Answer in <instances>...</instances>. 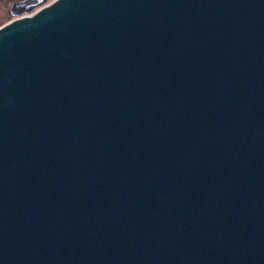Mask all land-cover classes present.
<instances>
[{
    "label": "water",
    "instance_id": "1",
    "mask_svg": "<svg viewBox=\"0 0 264 264\" xmlns=\"http://www.w3.org/2000/svg\"><path fill=\"white\" fill-rule=\"evenodd\" d=\"M0 264H264V0L0 26Z\"/></svg>",
    "mask_w": 264,
    "mask_h": 264
},
{
    "label": "flooded vegetation",
    "instance_id": "2",
    "mask_svg": "<svg viewBox=\"0 0 264 264\" xmlns=\"http://www.w3.org/2000/svg\"><path fill=\"white\" fill-rule=\"evenodd\" d=\"M32 0H0V9H3L1 17L6 16L11 20L27 16L32 14L41 6L52 2L53 0H38L31 5H22L24 3H29ZM5 18V17H4ZM6 24V23H4ZM2 24V25H4Z\"/></svg>",
    "mask_w": 264,
    "mask_h": 264
},
{
    "label": "rangeland",
    "instance_id": "3",
    "mask_svg": "<svg viewBox=\"0 0 264 264\" xmlns=\"http://www.w3.org/2000/svg\"><path fill=\"white\" fill-rule=\"evenodd\" d=\"M2 11H3V9H0V14H2ZM4 17L2 18L0 15V26H2V24H4V23H8V22L12 21L10 18H7L6 16H4Z\"/></svg>",
    "mask_w": 264,
    "mask_h": 264
}]
</instances>
